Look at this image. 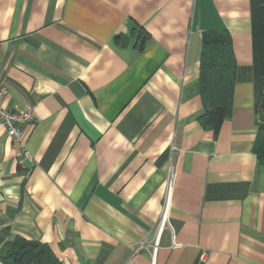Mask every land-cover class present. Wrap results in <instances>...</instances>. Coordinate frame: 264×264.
Segmentation results:
<instances>
[{
	"label": "crops",
	"instance_id": "crops-1",
	"mask_svg": "<svg viewBox=\"0 0 264 264\" xmlns=\"http://www.w3.org/2000/svg\"><path fill=\"white\" fill-rule=\"evenodd\" d=\"M210 29L237 64L218 130L199 120ZM252 43L251 0H0L4 104L35 115L23 165L0 126V252L20 235L64 264H264Z\"/></svg>",
	"mask_w": 264,
	"mask_h": 264
},
{
	"label": "trees",
	"instance_id": "trees-1",
	"mask_svg": "<svg viewBox=\"0 0 264 264\" xmlns=\"http://www.w3.org/2000/svg\"><path fill=\"white\" fill-rule=\"evenodd\" d=\"M251 29L254 83L262 121L260 129L264 136V0H251ZM136 33L135 47L142 50L150 35L143 28H138ZM117 44L121 42L117 41ZM236 70L237 64L228 30L204 31L200 86L206 111L199 118L203 126L218 130L223 120L230 115ZM259 160L264 166V152ZM4 245L5 252H0V261L3 264H64L46 242L18 235Z\"/></svg>",
	"mask_w": 264,
	"mask_h": 264
},
{
	"label": "built area",
	"instance_id": "built-area-1",
	"mask_svg": "<svg viewBox=\"0 0 264 264\" xmlns=\"http://www.w3.org/2000/svg\"><path fill=\"white\" fill-rule=\"evenodd\" d=\"M7 94V87L0 85V126L6 129L7 134L16 144L17 154L21 158L19 164H24V159L32 160V154L27 147V135L24 126L31 124L35 118L32 108H25L23 110L14 111L4 104V98ZM173 149L175 147L173 146ZM174 188V168L171 165L167 176V191L164 202V208L159 225V234L163 231L168 219L170 210V203L172 192Z\"/></svg>",
	"mask_w": 264,
	"mask_h": 264
}]
</instances>
